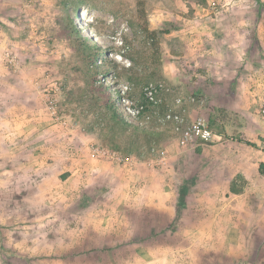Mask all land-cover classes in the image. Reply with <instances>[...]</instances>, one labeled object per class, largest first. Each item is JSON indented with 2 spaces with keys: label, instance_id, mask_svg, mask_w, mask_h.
I'll return each mask as SVG.
<instances>
[{
  "label": "crops",
  "instance_id": "0c3cea01",
  "mask_svg": "<svg viewBox=\"0 0 264 264\" xmlns=\"http://www.w3.org/2000/svg\"><path fill=\"white\" fill-rule=\"evenodd\" d=\"M39 1L19 15L24 0H0V264H264V0L193 3V25L177 15L207 118L237 117L223 116L219 140L170 144L165 166L92 156L101 135L71 93L68 126L47 112L41 72L56 55ZM208 1L227 8L215 16Z\"/></svg>",
  "mask_w": 264,
  "mask_h": 264
},
{
  "label": "rangeland",
  "instance_id": "374dc122",
  "mask_svg": "<svg viewBox=\"0 0 264 264\" xmlns=\"http://www.w3.org/2000/svg\"><path fill=\"white\" fill-rule=\"evenodd\" d=\"M193 3L204 6L202 0H44L36 28L40 41L56 55V68H44L41 75L49 71L59 81L61 112L64 97L72 94L75 109L89 115L82 122L89 130L97 127L102 141L96 121L107 99L116 100L131 128L121 137V150L102 145L124 158L155 159L162 152L169 157V145L179 143V134L168 115L178 114L188 125L209 113L205 95L193 86L195 36L182 32L187 26L177 18L185 13L193 25ZM212 3L207 2L210 11ZM158 13L167 15L166 20L160 22ZM151 85L157 90L150 96ZM222 113L214 114L216 131L225 129L223 116L226 124H234L237 117Z\"/></svg>",
  "mask_w": 264,
  "mask_h": 264
},
{
  "label": "built area",
  "instance_id": "2783aa9c",
  "mask_svg": "<svg viewBox=\"0 0 264 264\" xmlns=\"http://www.w3.org/2000/svg\"><path fill=\"white\" fill-rule=\"evenodd\" d=\"M38 0H24L23 7H32L36 5ZM226 7V4H218L213 2L210 4L212 13L215 16L221 12V10ZM6 59L9 63H13L16 57L11 54V52H6ZM51 71V70H50ZM45 77H49L48 84L44 87L43 92L45 94V106L47 112L55 120L63 126H68L69 120L62 114L60 109V99H61V86L59 81L48 71ZM157 88L151 85L148 88V95H152ZM181 101V98L178 99ZM260 114L264 116V103L261 104ZM168 118H172L175 122L174 130L179 134V143L182 147H188L195 145L197 143H210L215 139H221L222 137L215 133L213 128L210 127L209 119L204 116H199L190 124H185L182 116L178 114H169ZM91 154L96 158H112L119 161H124V158L119 152L110 149L109 147L103 145H93L91 147ZM159 165L165 166L168 162V155L162 152L158 157L155 158Z\"/></svg>",
  "mask_w": 264,
  "mask_h": 264
},
{
  "label": "trees",
  "instance_id": "16d2710c",
  "mask_svg": "<svg viewBox=\"0 0 264 264\" xmlns=\"http://www.w3.org/2000/svg\"><path fill=\"white\" fill-rule=\"evenodd\" d=\"M117 95L118 99L121 100L119 91H117ZM103 108L104 111L100 113V118L96 121L103 134V144L112 149L121 150L120 144L124 141L122 138L126 136L132 123H129L125 119L126 117L122 115L116 100L113 101L111 98H108ZM221 110L219 109V111ZM214 120L215 118L211 116V123L209 121L211 128L213 123H215Z\"/></svg>",
  "mask_w": 264,
  "mask_h": 264
},
{
  "label": "bare ground",
  "instance_id": "6f19581e",
  "mask_svg": "<svg viewBox=\"0 0 264 264\" xmlns=\"http://www.w3.org/2000/svg\"><path fill=\"white\" fill-rule=\"evenodd\" d=\"M83 16H85L86 20L88 21V16L86 13L83 14ZM81 17V16H80Z\"/></svg>",
  "mask_w": 264,
  "mask_h": 264
}]
</instances>
